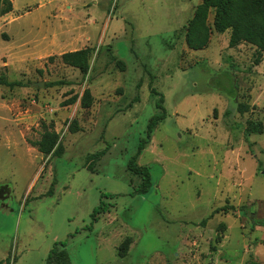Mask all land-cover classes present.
Returning a JSON list of instances; mask_svg holds the SVG:
<instances>
[{"label":"rangeland","instance_id":"374dc122","mask_svg":"<svg viewBox=\"0 0 264 264\" xmlns=\"http://www.w3.org/2000/svg\"><path fill=\"white\" fill-rule=\"evenodd\" d=\"M201 2L13 0L0 18V78L25 86L0 85V187L10 188L0 194V264H48L62 243L70 264H264V133H245L250 120L264 124V53L229 50L214 10L209 46L191 49ZM84 48L87 76L61 60ZM58 80L67 84L48 86ZM160 95L166 119L137 161L153 186L139 194L128 164ZM43 123L60 135L62 157L31 145ZM102 201L109 211L94 221Z\"/></svg>","mask_w":264,"mask_h":264},{"label":"trees","instance_id":"16d2710c","mask_svg":"<svg viewBox=\"0 0 264 264\" xmlns=\"http://www.w3.org/2000/svg\"><path fill=\"white\" fill-rule=\"evenodd\" d=\"M13 0H0V18L13 12ZM214 10V28L218 33L229 32L230 47H237L242 43L249 44L255 47L258 52L264 53V0H202L198 6L195 17L188 27L187 31V45L194 50L205 49L211 39V30L208 27L207 19L209 12ZM201 31V34L199 33ZM92 55L91 48H84L77 51L66 52L62 54L61 60L65 65L77 68L80 72L87 76L90 72V60ZM51 61L54 57L50 58ZM119 68L125 70L126 64L116 57L112 58ZM67 83L63 80L50 82L49 87L62 86ZM0 85H5L10 88L25 86L22 81H9L5 77L0 78ZM158 95L157 91H153ZM79 95H74L64 102V106H69L77 103ZM81 107L83 109H90L94 103V97L89 88H86L81 97ZM157 108L161 110L160 113L155 114L147 127L146 137H144L139 144L137 154L129 161L128 170L134 175L141 177V184L136 190V193L146 194L152 186L151 168L149 166H140L137 161L139 156L146 149L151 142L152 136L156 128L166 119V109L164 107V96L160 95L157 102ZM247 105H240L241 112L248 111ZM69 129L72 133L79 131L78 121L75 119L71 122ZM41 138L38 141L31 142L33 147L45 156L62 157L65 154V148L60 141V135L52 130V127L46 123L42 124ZM245 133L247 136L251 134H263L264 124L261 121H248ZM107 151L93 154V159H99ZM10 188L8 185L0 187V194H9ZM53 193V188L47 193ZM109 196L102 195V198ZM109 211L108 206L102 201L92 215L93 220L97 221L101 214ZM131 237L124 240L119 248L120 257L124 258L128 255ZM58 245V244H57ZM55 246L48 256V264H70V258L66 250V243L61 246Z\"/></svg>","mask_w":264,"mask_h":264},{"label":"crops","instance_id":"0c3cea01","mask_svg":"<svg viewBox=\"0 0 264 264\" xmlns=\"http://www.w3.org/2000/svg\"><path fill=\"white\" fill-rule=\"evenodd\" d=\"M202 3V2H201ZM220 34H224V33H220ZM225 34H229V32H225ZM229 36H230V34H229ZM211 38H212V35H211ZM211 42V41H210ZM210 44V43H209ZM209 46V45H208ZM207 46V47H208ZM251 46V45H250ZM206 47V48H207ZM227 47H228V49L229 50H231V51H234L237 55L238 54H241L242 52H241V50L243 49V50H246L247 48V46L245 45V43H242V44H240L239 46H237V47H230V45H229V42H228V44H227ZM230 47V48H229ZM251 47H253V46H251ZM221 48V47H220ZM220 50H222V48L220 49ZM252 50V49H251ZM264 62V61H263ZM262 62V63H263ZM261 63V65H257V66H255V68H257V69H260L261 67L260 66H262L263 64ZM264 68V67H263ZM264 79V78H263ZM263 84V83H262ZM262 87L264 88V86L262 85ZM262 95L264 96V90L262 91ZM3 263H4V261H2ZM2 262H0V263H2Z\"/></svg>","mask_w":264,"mask_h":264},{"label":"water","instance_id":"95a60500","mask_svg":"<svg viewBox=\"0 0 264 264\" xmlns=\"http://www.w3.org/2000/svg\"><path fill=\"white\" fill-rule=\"evenodd\" d=\"M41 86H44V85H41Z\"/></svg>","mask_w":264,"mask_h":264}]
</instances>
